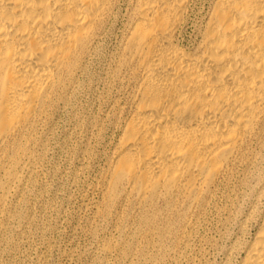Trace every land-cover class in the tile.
<instances>
[{"label":"bare ground","instance_id":"6f19581e","mask_svg":"<svg viewBox=\"0 0 264 264\" xmlns=\"http://www.w3.org/2000/svg\"><path fill=\"white\" fill-rule=\"evenodd\" d=\"M194 1L0 0V149L47 115L125 9L119 65L129 70L128 108L107 196L198 210L262 146L264 0H209L197 35L185 40ZM241 251L239 264H264V210Z\"/></svg>","mask_w":264,"mask_h":264},{"label":"rangeland","instance_id":"374dc122","mask_svg":"<svg viewBox=\"0 0 264 264\" xmlns=\"http://www.w3.org/2000/svg\"><path fill=\"white\" fill-rule=\"evenodd\" d=\"M209 5L192 3L185 40L195 38ZM121 12L47 115L0 149V264H239L256 231L264 133L251 160L220 179L198 210L109 200L105 172L128 108Z\"/></svg>","mask_w":264,"mask_h":264}]
</instances>
